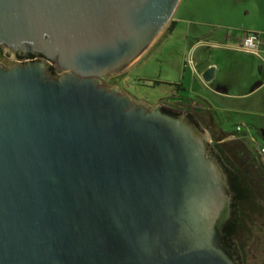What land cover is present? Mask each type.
Segmentation results:
<instances>
[{
  "label": "water",
  "instance_id": "obj_1",
  "mask_svg": "<svg viewBox=\"0 0 264 264\" xmlns=\"http://www.w3.org/2000/svg\"><path fill=\"white\" fill-rule=\"evenodd\" d=\"M179 2L0 0V45L65 70L0 64V264H236L209 136L94 77L130 67Z\"/></svg>",
  "mask_w": 264,
  "mask_h": 264
},
{
  "label": "rangeland",
  "instance_id": "obj_2",
  "mask_svg": "<svg viewBox=\"0 0 264 264\" xmlns=\"http://www.w3.org/2000/svg\"><path fill=\"white\" fill-rule=\"evenodd\" d=\"M187 0H180L176 10L173 13V19H179L182 15L187 17L204 18L210 17L212 21H220L218 15L224 14V19L226 25L241 24L243 21L248 22V15L245 14V0H224L228 2L225 4L224 12L218 11L216 2H223L222 0H192V5L185 8ZM248 3V2H246ZM195 13V14H194ZM193 15V16H191ZM172 20V19H171ZM170 24V22H169ZM190 28L191 31L199 30V32H204L207 30H212L213 33H220L221 26L195 24L180 21L178 28L174 33L169 34V30L164 28L162 32L153 40V42L148 46V48L137 58L133 65L125 70V73L118 77L113 78L111 81H120L121 87L134 99L143 100L148 104H153L156 100L163 97H170L171 95H177L175 88L177 86V81L181 79L184 74L182 71V53L186 55L184 50L185 30ZM202 34V33H201ZM199 34V35H201ZM189 39V38H188ZM195 40H189V42H194ZM203 54L207 55L206 48L201 47L197 50L196 56ZM238 55L234 57L231 55L226 58V65L228 68V74L226 75L231 80H237L243 82L247 85L248 83V71L249 69L237 68L233 61H239L240 63L249 60L251 56L248 55ZM244 56V57H243ZM189 73L184 74V82L188 86L190 77ZM245 86V85H244ZM241 88H233L232 92L238 93ZM188 89V88H187ZM196 89H198L196 87ZM181 95L189 98H195V93L185 91L180 93ZM231 103H240L239 100H230ZM217 112V124L221 127V130L225 133H221V136H226V139L232 137L236 139L235 141H229L234 143L235 147H239L243 150L248 145V150L252 153H256V150L264 145V110H216ZM214 113V112H212ZM237 127H241L242 131L252 135L254 141L243 140L241 141L240 134L241 131H237ZM209 141V140H208ZM239 142V143H236ZM261 166L264 168V161L261 158ZM262 168V167H261ZM264 221V215L259 218V221ZM257 221V220H256ZM258 223V222H257ZM253 226V225H252ZM261 226V225H260ZM262 228V229H261ZM252 232H245L242 238L248 242L249 236L252 234L264 235V225L259 228L258 225L252 227ZM261 244L263 245L264 236L261 238ZM255 242V238H253ZM261 249V245L259 246Z\"/></svg>",
  "mask_w": 264,
  "mask_h": 264
},
{
  "label": "flooded vegetation",
  "instance_id": "obj_3",
  "mask_svg": "<svg viewBox=\"0 0 264 264\" xmlns=\"http://www.w3.org/2000/svg\"><path fill=\"white\" fill-rule=\"evenodd\" d=\"M168 27L169 23L165 28L168 29ZM39 60L49 62L51 77L58 79L65 73L63 67L41 52L33 49L25 50L22 47L9 49L5 45H0V64L3 67ZM51 62H54V64ZM123 73H125V70L116 71L107 77L99 75L94 77H97L99 85L112 90L117 88L119 93L129 95L123 86L121 87L120 81L123 78H120V81L109 82ZM132 99L134 102L146 103L143 100ZM148 105L158 106L160 111L164 113L183 116L199 132L209 136V143L207 144L209 153L226 174L229 190L231 191L230 213L222 225L223 243L232 253L236 264H264V242L262 245L260 239L264 235L252 234L249 236L248 242L242 238L245 232H252L251 229L255 225H258L259 228L262 224L264 225V221H259V218L264 215V168L263 166L260 167L261 160L252 154L247 147L240 150L239 147L233 145L235 142H229L236 139L229 137L221 140L216 110L203 109L199 100L185 98L177 93V95L160 98L153 104ZM236 143L239 142L236 141ZM229 165L234 168L232 174L224 168ZM232 179H236L233 187ZM253 238H255V242Z\"/></svg>",
  "mask_w": 264,
  "mask_h": 264
},
{
  "label": "crops",
  "instance_id": "obj_4",
  "mask_svg": "<svg viewBox=\"0 0 264 264\" xmlns=\"http://www.w3.org/2000/svg\"><path fill=\"white\" fill-rule=\"evenodd\" d=\"M216 2L218 11L224 12L225 4L228 2ZM245 14L248 15V22H242L241 24L226 25L221 19H224V14L218 15L220 21H212L210 17L195 18L182 15L179 19H173L175 22L174 28L169 34L174 33L178 28L180 21L195 24L214 25L221 26L220 33H213L212 30L199 32V30L191 31L190 28L185 30L184 50L186 55L182 53V71L183 73H189L188 86L184 82V74L181 79L177 81L176 92L180 95L185 91L191 90L195 93V100H199L202 103V107L205 110H264V0H245ZM192 5V0H187L185 8ZM228 6V5H227ZM195 14V13H194ZM227 15V14H226ZM193 16V15H191ZM247 31H255L260 34V45L258 54H252L245 52L235 47V44L239 43ZM202 33V34H201ZM201 34V35H199ZM189 38V39H188ZM189 40H195L189 42ZM206 48L207 55L200 54L196 56V52L199 48ZM251 56L249 60L242 59V63L239 61H233L237 68L249 69L248 71V83L247 85L241 81L231 80L226 75L228 74V68L226 58L233 56L234 59L238 55ZM244 57V56H243ZM214 67V76L212 81L205 82L202 78V73L209 67ZM227 73V74H226ZM240 89L238 93L232 92L233 88L245 87ZM196 87L198 89H196ZM255 87V88H254ZM188 88V89H187ZM185 98L187 95L183 96ZM193 99V98H189ZM230 100H239L240 103H231ZM220 131L221 127H219ZM220 133V134H221ZM225 133V132H223ZM243 143V140L254 141V137L248 135V133L242 131L239 137ZM248 147V145H247ZM261 145L254 154L257 158L263 159L264 154L259 153Z\"/></svg>",
  "mask_w": 264,
  "mask_h": 264
},
{
  "label": "built area",
  "instance_id": "obj_5",
  "mask_svg": "<svg viewBox=\"0 0 264 264\" xmlns=\"http://www.w3.org/2000/svg\"><path fill=\"white\" fill-rule=\"evenodd\" d=\"M260 42L261 39L258 32L247 31L241 41L235 44V47L248 53L258 54ZM237 131H241V127H237ZM259 153L264 154V147L260 148Z\"/></svg>",
  "mask_w": 264,
  "mask_h": 264
},
{
  "label": "trees",
  "instance_id": "obj_6",
  "mask_svg": "<svg viewBox=\"0 0 264 264\" xmlns=\"http://www.w3.org/2000/svg\"><path fill=\"white\" fill-rule=\"evenodd\" d=\"M174 25H175V22L173 21V20H171L170 21V24H169V27H168V32H171L172 31V29L174 28ZM226 136H228V134L226 135ZM226 136L224 137V136H220V139L222 140V139H225L226 138ZM225 168V170L226 171H228L229 173H234L233 172V170H234V168H233V166H226V167H224ZM233 181V182H232ZM232 181H231V183H232V187L234 186V183H235V181H236V179H232Z\"/></svg>",
  "mask_w": 264,
  "mask_h": 264
}]
</instances>
